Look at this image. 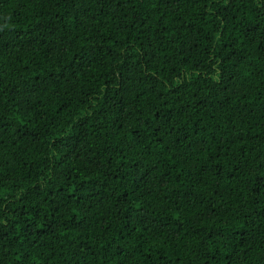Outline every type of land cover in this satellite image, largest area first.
<instances>
[{"label":"trees","instance_id":"obj_1","mask_svg":"<svg viewBox=\"0 0 264 264\" xmlns=\"http://www.w3.org/2000/svg\"><path fill=\"white\" fill-rule=\"evenodd\" d=\"M0 264H264V0H0Z\"/></svg>","mask_w":264,"mask_h":264}]
</instances>
